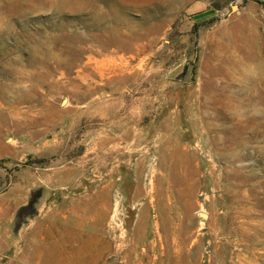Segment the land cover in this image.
Here are the masks:
<instances>
[{
    "label": "rangeland",
    "instance_id": "374dc122",
    "mask_svg": "<svg viewBox=\"0 0 264 264\" xmlns=\"http://www.w3.org/2000/svg\"><path fill=\"white\" fill-rule=\"evenodd\" d=\"M0 264H264V0H0Z\"/></svg>",
    "mask_w": 264,
    "mask_h": 264
},
{
    "label": "bare ground",
    "instance_id": "6f19581e",
    "mask_svg": "<svg viewBox=\"0 0 264 264\" xmlns=\"http://www.w3.org/2000/svg\"><path fill=\"white\" fill-rule=\"evenodd\" d=\"M239 37V36H238ZM231 42V41H230ZM230 44V43H229ZM120 58V57H119ZM216 59V58H215ZM214 59V60H215ZM220 59V58H219ZM236 60V59H235ZM112 64V63H111ZM220 69H216V68H214V69H211L210 70V74L211 75H218L219 73H220ZM223 76H225V75H223ZM225 78V77H224ZM218 79H220V78H218ZM216 80V79H215ZM212 82V81H211ZM213 83V82H212ZM221 83V82H220ZM229 83H231V82H229ZM209 85V84H208ZM228 86V85H227ZM227 86H220V88H218L219 89V92H229L231 95H233L232 94V91L231 90H228V88H227ZM215 86L214 85H211V89H208V90H212L211 92L213 93V95H214V93H216V90H215ZM207 93H209V92H206V94ZM201 108H206V109H212V110H215L214 109V103H213V101L212 102H207V103H205L203 106H201ZM215 117L216 118H219V115L218 114H215ZM203 120H204V125H205V128H209V126H210V124H211V120H209V118H202ZM212 134H213V132H212ZM212 134H210L211 135V137H210V139L211 140H214V139H216V135H212ZM225 139H229V137H227V138H225ZM231 139H232V137H231ZM166 150H168V152L169 153H171V152H174V148H169L168 146H166V148H165ZM166 154V153H165ZM170 155V154H169ZM172 156L171 157H173V155L174 154H171ZM226 155H231V156H233L234 155V152L233 151H230V150H227L226 151ZM164 157V156H163ZM179 157V156H178ZM170 158V156H168V159ZM178 159V158H177ZM170 160V159H169ZM178 161H179V159H178ZM183 163V162H182ZM152 183V182H151ZM155 184V183H154ZM153 187H155V186H152V190H153ZM151 201V200H150ZM154 201V200H153ZM232 204H233V206H234V208L235 209H237V210H239L240 208H242V204L241 203H235V202H232ZM153 205V204H152ZM252 206V205H251ZM252 211V210H251ZM241 213H244V212H242L241 211ZM200 214V213H199ZM204 214V213H203ZM245 214V213H244ZM245 217V216H244ZM247 218V217H246ZM252 221V220H251ZM254 221V220H253ZM253 223V222H252ZM251 223V224H252ZM243 225V224H242ZM242 227V226H241ZM248 227V226H247ZM260 227V226H259ZM259 229V228H258ZM241 230V229H240ZM242 230H244V228H242ZM252 230V229H251ZM259 231V230H258ZM241 232V231H240ZM255 232V231H254ZM258 233V232H257ZM262 233V232H261ZM243 234V233H242ZM250 236V232L248 233V232H246V231H244V234H243V238L245 239H248V237ZM260 236V235H259ZM258 236H256V238H257ZM237 238V237H236ZM251 245V244H250ZM247 247V246H246ZM232 255V254H231ZM246 257H244V259H245ZM239 260V259H238ZM150 262V261H149ZM242 262V261H241ZM139 263V262H138Z\"/></svg>",
    "mask_w": 264,
    "mask_h": 264
}]
</instances>
